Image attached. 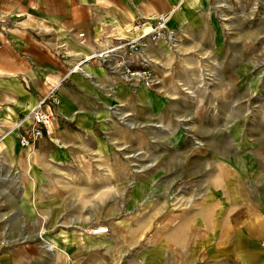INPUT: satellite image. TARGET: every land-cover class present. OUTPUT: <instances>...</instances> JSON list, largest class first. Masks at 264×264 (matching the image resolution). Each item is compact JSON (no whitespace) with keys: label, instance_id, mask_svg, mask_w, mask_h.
<instances>
[{"label":"crops","instance_id":"0c3cea01","mask_svg":"<svg viewBox=\"0 0 264 264\" xmlns=\"http://www.w3.org/2000/svg\"><path fill=\"white\" fill-rule=\"evenodd\" d=\"M222 3L0 0V16L6 20L0 30V264H101L100 250L105 249L96 241L111 235V218L130 210L131 189L119 199L109 195L104 204L95 186L114 182L88 173L108 167L116 152L117 121L133 109L162 119L168 101L159 90L174 86L166 77L179 55L176 41L202 42L205 34L217 35L215 24L221 39L216 8ZM161 17H168V37L145 38L137 54L120 51L107 63L94 58L72 71L98 51L140 39L143 30L137 25H156ZM79 36L86 44H80ZM118 55L133 66L140 58L149 61L156 82L149 88L152 96L141 89L143 83L114 75ZM53 91L60 103L54 107L59 119L51 139L20 144V137L28 135L30 112ZM252 129L236 131L238 148L221 165L223 176L229 167L238 174L207 182L211 187L204 198L189 200L171 217L168 193H160L162 183L156 189L140 183L150 203L142 210L141 224L130 231L146 232L155 220L157 228L172 221L151 244L140 246V255L131 252L117 264H264V179H256V170L264 169V137L257 139ZM258 144L263 147L255 148ZM156 200L155 215H147ZM99 226L110 232L92 234Z\"/></svg>","mask_w":264,"mask_h":264},{"label":"rangeland","instance_id":"374dc122","mask_svg":"<svg viewBox=\"0 0 264 264\" xmlns=\"http://www.w3.org/2000/svg\"><path fill=\"white\" fill-rule=\"evenodd\" d=\"M221 6L216 8L221 39L215 24L217 35L205 34L202 42L176 41L179 55L174 71L166 77L168 80L171 76L174 86L159 90L168 101L162 119L133 109L125 120L117 121L116 152L108 167L88 173L114 182L95 186L104 204H108L109 195L116 194L119 199L131 189L130 210L126 211L130 213L111 218V235L96 241L97 247L105 249L100 250L101 264H117L118 258L124 259L134 251L140 255V246L151 244L158 230L161 232L172 221L170 218L165 226L159 224L157 228L155 220L146 232L130 231L141 224L142 210L150 203L140 183L149 189L162 183L164 190L160 193H168L171 217L189 200L196 203L204 198L211 187L207 182H219L232 172L238 174L239 170L229 167L223 169V176L221 169L226 155L235 154L238 148L236 131L253 128L257 139L264 137V0H224ZM141 89L152 96L148 87ZM158 124L166 125L167 130ZM210 163L212 167H206ZM164 164L170 167H162ZM256 171V179H264V169ZM158 202L152 203L147 215H155Z\"/></svg>","mask_w":264,"mask_h":264},{"label":"built area","instance_id":"2783aa9c","mask_svg":"<svg viewBox=\"0 0 264 264\" xmlns=\"http://www.w3.org/2000/svg\"><path fill=\"white\" fill-rule=\"evenodd\" d=\"M167 21L168 17H161L158 19L156 25H152L149 22L143 24H138L137 28L143 30V34L138 40L131 41H122L119 44L98 51L97 53L91 55V57H86L83 61H80L78 64L73 66L72 71H79L82 68V65L85 61L98 58L103 62L107 63L109 59L114 56L117 52H122V54L127 56V54H137L140 52L141 47L145 44L142 43L143 39L151 37L154 40L164 39L169 36L167 30ZM80 44H86V39L84 36H79ZM130 51V52H129ZM122 55H118L120 60L116 63L114 75H117L119 80L125 82L137 81L143 83L148 88H153L156 84L154 80V72L150 67L149 61L143 58H140L138 66H133L128 63ZM121 69V70H120ZM119 70L121 72H119ZM60 99L56 96L55 91L51 92L45 98L40 100L38 105L33 108L29 114L31 119V125L26 127V133L28 135H22L20 137V144L28 145L40 139H51V128L52 125L58 121L59 117L55 112V106H58ZM21 123L17 125V128H21ZM108 226H99L98 228L93 229L91 232L94 235L108 234Z\"/></svg>","mask_w":264,"mask_h":264},{"label":"water","instance_id":"95a60500","mask_svg":"<svg viewBox=\"0 0 264 264\" xmlns=\"http://www.w3.org/2000/svg\"><path fill=\"white\" fill-rule=\"evenodd\" d=\"M5 25H6V20L0 16V30H3Z\"/></svg>","mask_w":264,"mask_h":264},{"label":"bare ground","instance_id":"6f19581e","mask_svg":"<svg viewBox=\"0 0 264 264\" xmlns=\"http://www.w3.org/2000/svg\"><path fill=\"white\" fill-rule=\"evenodd\" d=\"M172 16H173V15H172ZM141 86H145V87H147V86H146V85H144V84H143V85H141ZM12 130H13V129H12ZM5 137H6V136H5Z\"/></svg>","mask_w":264,"mask_h":264}]
</instances>
